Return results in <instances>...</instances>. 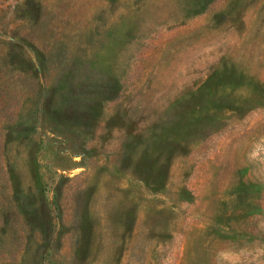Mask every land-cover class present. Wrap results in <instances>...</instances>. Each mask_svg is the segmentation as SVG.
Wrapping results in <instances>:
<instances>
[{"label":"rangeland","instance_id":"1","mask_svg":"<svg viewBox=\"0 0 264 264\" xmlns=\"http://www.w3.org/2000/svg\"><path fill=\"white\" fill-rule=\"evenodd\" d=\"M0 264H264V0H0Z\"/></svg>","mask_w":264,"mask_h":264}]
</instances>
